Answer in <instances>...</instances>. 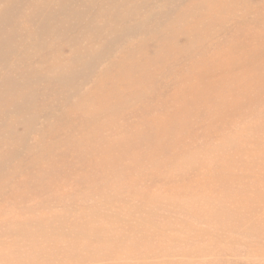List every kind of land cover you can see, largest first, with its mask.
<instances>
[{"label": "rangeland", "instance_id": "1", "mask_svg": "<svg viewBox=\"0 0 264 264\" xmlns=\"http://www.w3.org/2000/svg\"><path fill=\"white\" fill-rule=\"evenodd\" d=\"M0 264H264V0H0Z\"/></svg>", "mask_w": 264, "mask_h": 264}]
</instances>
